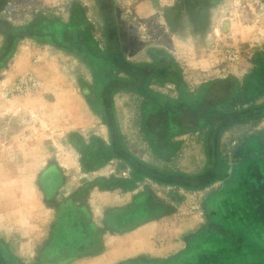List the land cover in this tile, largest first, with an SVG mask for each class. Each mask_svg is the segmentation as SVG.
Returning a JSON list of instances; mask_svg holds the SVG:
<instances>
[{
  "label": "rangeland",
  "instance_id": "374dc122",
  "mask_svg": "<svg viewBox=\"0 0 264 264\" xmlns=\"http://www.w3.org/2000/svg\"><path fill=\"white\" fill-rule=\"evenodd\" d=\"M75 5L83 10L100 53L108 48L112 54L114 46L127 63L153 66L162 60L175 68L173 80L153 76L151 91L175 98L174 81L194 92L227 80L240 93L253 89L254 99L235 103L237 110L264 101V0H214L196 27L176 0H110L107 10L100 0H0L2 29L22 33L2 57L5 38L0 33V204L6 206L0 211V248L9 264H171L197 249L233 242L231 229L237 224L226 222L227 228L218 223L222 211L217 219L209 212L212 199L223 190L219 180L204 188L206 180L189 182L185 185L192 189H187L135 179L117 159L93 171L82 170L80 163L92 142L109 146L94 74L81 57L57 45L59 37L53 44L24 32L37 19L70 25ZM107 12L111 46L103 19ZM49 29L58 32L54 25ZM108 68L111 77L125 78L113 65ZM144 102L135 92L114 89L111 96L129 155L160 172L200 174L209 160L206 131L174 135L159 150L141 126ZM214 151L225 167L259 161L254 166L264 171V118L228 128ZM66 209L99 233L101 245L103 236L109 240L101 258L67 256L54 247V227ZM126 213L124 222L121 216ZM146 224L149 229L146 237L138 236L143 237L140 241L110 238ZM125 250L132 258L119 261ZM244 250L250 259L262 256L254 246Z\"/></svg>",
  "mask_w": 264,
  "mask_h": 264
},
{
  "label": "trees",
  "instance_id": "16d2710c",
  "mask_svg": "<svg viewBox=\"0 0 264 264\" xmlns=\"http://www.w3.org/2000/svg\"><path fill=\"white\" fill-rule=\"evenodd\" d=\"M109 4L110 0H100V6L105 10ZM107 15L108 12L103 19L108 25L110 20ZM83 17V10L75 5L70 9V25H57L37 19L24 30L28 37L39 38L53 44L56 43L54 38L59 37L61 43L57 45L81 57L94 74L95 94L108 130L109 146L104 147L100 142L94 141L87 148L85 147V155L80 163L82 170L93 171L106 161L117 159L128 165L135 179L144 177L161 184L187 189H192L185 185L189 182L206 180V183L201 185L204 188L212 182L221 181L223 190L212 199L214 206L213 208L211 206L209 212L214 219H217L215 216H220L222 211L224 217L217 216L222 220H218V223L227 228L226 222L232 221L237 224L238 227L231 229L235 237L234 241L213 248L197 249L177 258L171 264H264V171L254 166L259 165V161H246L240 166L225 167L218 161V155L214 151L219 136L228 128L264 118V101L237 110L235 103L244 105L254 99L253 89L240 93L235 83L231 86L227 80L202 85L194 92H188L178 81H174L177 88L175 98H167L151 91L149 81H145L144 86L139 88L140 94L145 98L141 126L146 135L153 139L156 148L164 150L166 145H169L170 137L174 135L202 130L206 131L210 145L207 152L208 163L198 175L164 173L151 169L130 156L125 149L111 107L115 84L125 89L130 88L132 82L137 81L131 76L136 74L128 70L129 64L124 67L120 60L116 59V64L123 68L122 73L125 78L113 79L110 76L107 70L108 66L112 65V58L108 48L105 54L96 50ZM49 24L58 27V32L49 29ZM3 25H0V33L5 38V45L1 57L6 53L8 55L17 38L22 36L17 28L7 26L6 30L2 29ZM105 36L108 43L113 38L109 25ZM108 45L111 46L110 43ZM126 76H129V79ZM142 77L145 78L143 75ZM94 161L99 163L92 167L88 166ZM223 198L226 200L222 202ZM127 217L128 213L123 214L121 219L125 222ZM52 241L54 247H60L65 250L67 256L72 257L94 255L102 248L99 233L79 219L78 214L72 209L62 212L54 227ZM246 246L260 249L262 256L259 259H250L245 254ZM8 260L9 257L0 248V263L9 264Z\"/></svg>",
  "mask_w": 264,
  "mask_h": 264
},
{
  "label": "flooded vegetation",
  "instance_id": "af4514ba",
  "mask_svg": "<svg viewBox=\"0 0 264 264\" xmlns=\"http://www.w3.org/2000/svg\"><path fill=\"white\" fill-rule=\"evenodd\" d=\"M214 0H176V3L180 5L182 8L179 9L180 12H183L186 16L189 18V21L191 22L193 27H196L203 23L205 15L207 13L208 7L211 5V3ZM112 46V65L113 69L116 71H123V68L118 66L116 64V59L120 60L121 65L125 67L126 64L128 65V70L133 74L131 77H134L135 80L132 82V87L130 88H122L121 86H118L115 84L114 89L116 91H123V92H135V93H141L140 86H144L143 83L145 81H151V78L153 76H157L159 79H169V77H173L175 73V69L173 66L169 65L168 63H164L162 60L158 61L157 65H134L133 63H127V61L123 60L121 57V54L119 53V50ZM147 73H150L149 76H145ZM142 75L145 77L143 78ZM129 76H126L128 78ZM115 79L116 77H112ZM129 79V78H128ZM140 91V92H139Z\"/></svg>",
  "mask_w": 264,
  "mask_h": 264
},
{
  "label": "crops",
  "instance_id": "0c3cea01",
  "mask_svg": "<svg viewBox=\"0 0 264 264\" xmlns=\"http://www.w3.org/2000/svg\"><path fill=\"white\" fill-rule=\"evenodd\" d=\"M3 208H6V206L4 207L3 204H0V211L4 210ZM148 224L146 225H143V226H140L130 232H127V233H118V234H115V235H112V237L110 238H120L122 240V242H128V241H131V240H137V241H140L143 239V237L139 240L138 236H144L146 234H144V232H146L149 227H147ZM110 236V235H109ZM146 237V236H144ZM109 238V237H108ZM102 240V245H101V250L96 253L98 255V258H101L103 256V254L101 255V253H103L105 250V247L107 246V242H109V240L105 239V237L103 236V238L101 239ZM95 255V254H94ZM132 258V254L130 253V251H124L122 252V257L118 258L119 261H124V260H128V259H131ZM106 260V259H105ZM117 260H114L112 262H110V264H113L115 263ZM100 264H109V263H103V261L101 260V263Z\"/></svg>",
  "mask_w": 264,
  "mask_h": 264
}]
</instances>
